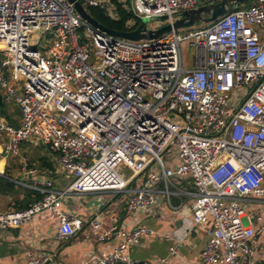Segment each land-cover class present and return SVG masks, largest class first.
Instances as JSON below:
<instances>
[{
  "label": "built area",
  "instance_id": "2783aa9c",
  "mask_svg": "<svg viewBox=\"0 0 264 264\" xmlns=\"http://www.w3.org/2000/svg\"><path fill=\"white\" fill-rule=\"evenodd\" d=\"M78 1L117 18L111 0ZM118 3L151 30L202 6L198 0ZM34 34L43 36L40 50L33 48ZM183 47L194 51L190 68ZM0 91L3 103L20 110L17 126L0 118L3 158L19 156L21 171L32 174L19 146L35 138L71 179L63 189L48 179L13 180L41 199L0 212V228H19L46 211L59 221L58 236L70 238L83 222L61 209L65 196L127 193V214L151 213L159 196L175 209L171 198L188 196L192 226L211 224L199 264L264 261V0L194 30L140 41L91 26L67 0H0ZM172 151L179 163L166 167L162 156ZM174 180H188L192 189ZM88 226L98 242L119 239L93 264H151L125 254L153 233L149 228L102 229L96 218ZM50 262L26 254V264Z\"/></svg>",
  "mask_w": 264,
  "mask_h": 264
},
{
  "label": "crops",
  "instance_id": "0c3cea01",
  "mask_svg": "<svg viewBox=\"0 0 264 264\" xmlns=\"http://www.w3.org/2000/svg\"><path fill=\"white\" fill-rule=\"evenodd\" d=\"M217 1L219 0H198L201 5ZM0 96H2L1 91ZM11 104L15 105L3 103L0 108H5L7 113L6 109ZM10 119L12 123H9L6 118L5 121L13 126L19 125V108L17 117H10ZM41 148L47 149L45 146ZM1 149L0 146V176H3L4 172L8 173V170L6 159L1 155ZM52 154L50 158L45 156L52 162V171L34 166L32 174L25 176L21 171V177L15 180L30 183L32 180L48 179L55 188H65L71 179L60 171L56 154L54 152ZM169 155L175 158L174 167L177 166L179 161L175 152L172 151ZM16 175L19 177L18 174ZM7 179L13 181L11 178L7 177ZM174 183L182 190L192 189L188 180H174ZM20 198L22 195L19 191L13 196L0 194V212L14 210V201ZM128 198L127 193L109 192L65 196L61 209L83 222L82 229L70 238L58 236L59 221L46 211L36 214L19 228H0V264H26V254L29 251L49 256L51 258L49 264H93L94 256L109 253L119 244V239L115 235L103 242L94 239L88 226V222L94 218L102 222V229L115 226L123 231H130L137 226H143L152 230V234L143 236L137 244L125 250V254L133 260L155 264L160 259L166 258V264H199L200 252L207 242L211 224L192 226L191 198L172 197L171 204L175 207L172 209L165 199L159 196L158 204L151 213L137 211L127 214L125 203ZM171 247L176 249L175 255L172 256L169 255Z\"/></svg>",
  "mask_w": 264,
  "mask_h": 264
},
{
  "label": "water",
  "instance_id": "95a60500",
  "mask_svg": "<svg viewBox=\"0 0 264 264\" xmlns=\"http://www.w3.org/2000/svg\"><path fill=\"white\" fill-rule=\"evenodd\" d=\"M67 1L73 5L75 11L83 20H85L91 26L99 29L100 31L114 37L131 41H140L157 39L158 37L170 32L171 30L188 29L194 27L196 24L206 25L212 23L218 18L233 11L235 8H237L238 5L245 3L247 0H219L216 3L202 5L195 10L183 11L179 14L180 17L172 24L161 26L156 30L147 29L146 20H141L138 28L129 32H117L110 30L94 20L87 12V9L84 8L78 0ZM163 20V17L160 18V21ZM0 106H3L1 96Z\"/></svg>",
  "mask_w": 264,
  "mask_h": 264
},
{
  "label": "trees",
  "instance_id": "16d2710c",
  "mask_svg": "<svg viewBox=\"0 0 264 264\" xmlns=\"http://www.w3.org/2000/svg\"><path fill=\"white\" fill-rule=\"evenodd\" d=\"M111 1L116 7V19H111L107 16L104 10L99 9L98 7H88L87 12L100 25L117 32H127L130 29H136L140 25V21L134 18L133 14L129 10L125 9L121 3H118V0ZM252 2L253 0H247L245 2L247 4L246 6H249ZM237 8L239 9V5ZM129 21H133V26H127ZM199 25L202 26L201 24ZM0 115L8 119L9 123H12L9 115L5 112V108H0ZM37 163L39 168L47 169L49 171L53 170L52 162L48 161L45 156L38 158ZM34 165L35 164L29 163V168H33ZM7 177L10 178L6 172H4L3 176H0V194L13 196L19 191L22 195V198L15 199L13 204L14 210L25 209L33 202L41 199V195L38 192L18 186L13 181L7 179Z\"/></svg>",
  "mask_w": 264,
  "mask_h": 264
},
{
  "label": "rangeland",
  "instance_id": "374dc122",
  "mask_svg": "<svg viewBox=\"0 0 264 264\" xmlns=\"http://www.w3.org/2000/svg\"><path fill=\"white\" fill-rule=\"evenodd\" d=\"M247 4L246 3H243V4H240L239 5V9H243L246 6ZM151 23V22H150ZM148 23V25L150 24ZM198 27H201L199 24H196L194 27L192 28H188L189 30H194V29H197ZM37 42L33 45V48L34 49H37V50H40V46L44 43V41L42 40L43 36L41 37L39 34H34L33 36ZM45 37V36H44ZM183 53H184V56H185V62L187 63V67L190 68V60L192 59L193 57V54H194V51L193 49L190 47V48H186V47H183ZM244 95L242 94V96L240 98H238L237 100H235L236 103L242 101L247 93V90L245 92H243ZM7 113L9 114V117H17V112H18V108L17 106L11 104L7 109H6ZM0 118H3L1 115H0ZM5 119V118H4ZM2 141L3 140H0V146L2 144ZM48 149V148H47ZM47 149H42L41 148V145L39 143V141L35 138H30L29 140L27 141H24L20 144L19 146V150H20V155L21 156H26L28 158V161L29 163L31 164H35L34 166H38L37 164V159L40 158V157H44L46 156L47 158L49 157H52V152H50L49 150ZM6 159V168H7V174L8 175H11L10 178L15 180V179H19L22 175L21 173V166H20V158L19 156H15V157H8V158H5ZM162 160H163V163L166 167H174V160L175 158H173L172 156L170 155H163L162 156ZM124 175H128L129 174V171L126 169V168H123L122 169ZM18 174L19 177L16 175ZM17 181H20V180H17ZM244 208L246 209V207L244 206ZM247 210V209H246ZM261 240H264V239H260Z\"/></svg>",
  "mask_w": 264,
  "mask_h": 264
}]
</instances>
